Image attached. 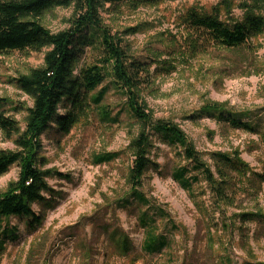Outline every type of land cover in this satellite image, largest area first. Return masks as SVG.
Here are the masks:
<instances>
[{
    "label": "rangeland",
    "instance_id": "1",
    "mask_svg": "<svg viewBox=\"0 0 264 264\" xmlns=\"http://www.w3.org/2000/svg\"><path fill=\"white\" fill-rule=\"evenodd\" d=\"M220 1L163 0L137 10L123 5L117 11L107 5L101 14L127 54L146 64L138 94L152 119L177 125L216 178L215 154H237L248 165L246 176L230 174L236 178L227 189L231 201L219 198L195 171L189 176H199V182L192 192L180 186L173 172L193 166L180 148L154 135L149 158L155 166L137 187L150 208L140 203L131 181L132 144L144 126L107 80L98 89L107 88L103 103L93 106L68 135L53 128L41 136L39 167L54 172L46 179L54 192L48 197L52 206H34L42 218L36 227L27 220H10L15 236L0 235V264H264V225L241 217L264 215V34L244 48L214 47L191 58L181 51L176 24L189 9L210 11ZM231 1V14L239 19L243 4H255V0ZM222 12L226 19V11ZM74 16V6L57 8L46 13L41 23L56 34L70 29ZM48 51L0 54V114L15 120L21 133L27 129L34 100L15 80L44 67ZM100 58L98 51L87 50L79 69ZM213 104L239 115L255 131L235 129L212 118L206 107ZM17 138H8L0 129V153L21 150ZM106 153H119V157L97 164L96 157ZM20 172L14 165L0 177V193L19 179ZM144 212L156 223L155 235L167 239L160 252L142 248L147 237L141 223Z\"/></svg>",
    "mask_w": 264,
    "mask_h": 264
},
{
    "label": "trees",
    "instance_id": "2",
    "mask_svg": "<svg viewBox=\"0 0 264 264\" xmlns=\"http://www.w3.org/2000/svg\"><path fill=\"white\" fill-rule=\"evenodd\" d=\"M161 1L163 0H0V54L49 50L45 55L44 67L34 69L28 76L15 80L17 86L34 100V106L29 109L26 131L21 133L15 120L0 114L1 131L8 138L18 135L15 143L21 149L18 152L0 153V177L9 173L14 165L21 168L19 179L0 193V235L15 236V231L10 226L11 219L27 220L30 227L40 225L41 214L35 212L34 206L51 207L48 197H52L54 193L46 181L54 172L42 171L39 167V162L42 161L38 157L42 150L40 138L53 128L61 135H68L93 106L98 107L103 103L107 88L98 89L107 80H111L126 99L129 113L144 126L143 133L132 144L135 161L131 181L134 197L140 203L150 208V202L137 192V187L141 185L143 175L155 166L149 158L154 135H158L169 146L180 148L184 158L193 166L191 169L183 166L173 172V178L180 186L192 192L194 184L199 182V176H189L195 171L212 185L219 198L231 201L227 189L231 179L236 178L230 174L245 175L248 165L237 154H215L216 178L177 125L162 120L154 121L140 103L138 94L143 87V73L148 70L146 64L132 59L123 42L117 40L103 24L101 13L108 10L107 5L112 11L119 10L123 5L137 10L140 7L155 6ZM72 6L75 8V16L70 29L55 34L42 25L41 19L46 13ZM232 7L231 0H221L210 11L192 8L180 15L176 24L183 41L182 53L193 58L214 47L240 49L264 34V12H256L261 9L264 11V0H255L254 5L243 4L241 7L244 15L241 19L231 14ZM222 10L226 11V19ZM87 50L98 51L101 58L96 63L79 69V63ZM223 107L213 104L206 107V112L235 129L255 131L239 115ZM105 118L112 123L116 121L109 116ZM118 157L119 153L101 154L96 157L95 162L108 164ZM158 213L166 217L164 211L159 210ZM241 217L244 222L264 225L262 213H246ZM141 223L147 231L142 248L149 253L162 251L167 246V239L155 235L154 219L148 218L147 212H144Z\"/></svg>",
    "mask_w": 264,
    "mask_h": 264
}]
</instances>
